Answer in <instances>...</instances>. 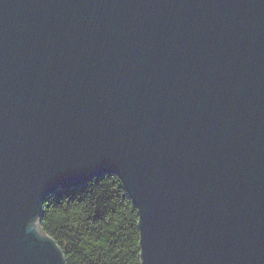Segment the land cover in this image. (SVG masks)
Instances as JSON below:
<instances>
[{
    "label": "water",
    "instance_id": "water-1",
    "mask_svg": "<svg viewBox=\"0 0 264 264\" xmlns=\"http://www.w3.org/2000/svg\"><path fill=\"white\" fill-rule=\"evenodd\" d=\"M107 173L141 264H264V0H0V264Z\"/></svg>",
    "mask_w": 264,
    "mask_h": 264
},
{
    "label": "trees",
    "instance_id": "trees-1",
    "mask_svg": "<svg viewBox=\"0 0 264 264\" xmlns=\"http://www.w3.org/2000/svg\"><path fill=\"white\" fill-rule=\"evenodd\" d=\"M39 227L66 264H141L137 209L114 174L48 195Z\"/></svg>",
    "mask_w": 264,
    "mask_h": 264
}]
</instances>
